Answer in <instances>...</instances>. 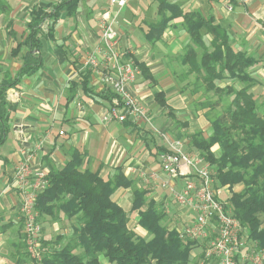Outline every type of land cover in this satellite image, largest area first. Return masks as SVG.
<instances>
[{
	"label": "crops",
	"instance_id": "1",
	"mask_svg": "<svg viewBox=\"0 0 264 264\" xmlns=\"http://www.w3.org/2000/svg\"><path fill=\"white\" fill-rule=\"evenodd\" d=\"M60 1L0 0V82L13 80L27 59L30 49L23 42L29 34L32 10L43 8L50 12ZM167 1L183 12H197L224 29L232 51L253 60L245 71L247 80L223 78L215 80L214 85L234 89L248 85L258 112L263 113L264 0ZM107 7L108 0H81L73 15L67 14L66 7L61 8L51 38L44 36L51 19L44 20L39 47L33 52L40 57L41 66L34 73L22 75L16 86L7 91V100L15 103L16 109L10 120L11 129L0 146V264H27L21 198L13 180L14 171L26 154L33 168L47 173L63 168L73 151L81 158L80 171L97 172L104 180L122 172L131 185L116 189L111 199L126 212L128 228L145 239L151 235L139 225L138 210L132 209L137 189L145 190V198L160 205L164 213L162 224L177 234L194 217L190 209L180 208L172 196L183 186L184 177H166L160 170L159 153L169 142L178 140L184 152L201 156L190 136L198 131L204 137L209 135V107L202 105L206 85L202 74L191 70L188 53L194 51L199 56L205 50L211 51L213 36L201 27L202 45H195L178 17L169 22L159 39L150 41L146 33L158 19V0H129L118 17V45L127 58L147 70L145 75L140 69L128 86L129 92L142 102L147 119L134 122L128 117L119 122L114 117L107 118L115 94L101 78V67H83L85 57L97 46L98 24ZM84 78L88 93L82 87ZM158 92L164 96V105L155 97ZM111 94L108 100L105 96ZM209 95L217 99L213 92L209 91ZM178 126L183 127L182 131ZM210 150L215 156L220 155L218 144ZM239 185L217 187L221 197L226 198L231 191H240ZM38 221L44 243L59 237L64 245L80 225L77 215L68 218L56 207L52 215L39 214ZM195 245L190 250V260L195 257Z\"/></svg>",
	"mask_w": 264,
	"mask_h": 264
},
{
	"label": "trees",
	"instance_id": "2",
	"mask_svg": "<svg viewBox=\"0 0 264 264\" xmlns=\"http://www.w3.org/2000/svg\"><path fill=\"white\" fill-rule=\"evenodd\" d=\"M79 1L61 0L50 12L43 8L32 10L29 34L23 42L30 49L27 59L13 80L0 82V146L11 129L10 120L16 109V104L7 100V91L16 86L22 75L34 73L41 66L40 57L33 53L39 47L41 23L51 19V26L44 34L51 38L60 9L66 7L67 14L73 15ZM157 14L158 19L150 24L146 33L150 41L159 39L169 22L178 17L182 18L195 45H202L201 27L213 36L211 51L205 50L199 56L192 50L188 53L191 70L203 75L205 93L208 95L211 91L217 98L213 102L206 96L202 103L203 107H209L206 112L211 125L209 135L204 137L200 131L195 132L190 136V142L211 168H215V187L227 185L232 188L243 184L240 191L230 192L228 203L233 215L246 226L249 238L264 248V112H258L248 85L239 89L214 85L215 80L223 78L247 80L245 71L253 60L232 51L225 30L197 12H183L167 0H158ZM135 63L147 75L146 68L138 61ZM86 82L84 78L82 87L88 93ZM112 96L105 97L110 100ZM155 97L164 105L162 92L155 93ZM223 99L227 102L216 109L215 104ZM214 144L220 148L219 156L210 150ZM80 162L79 153L73 151L71 160L63 168L47 173L48 186L37 196L38 215H52L56 207L68 218L77 215L80 223L75 232L76 243L45 251L40 264H101L99 254L111 264H198L190 261V250L195 241L181 239L175 230L162 224L163 210L159 204L145 198V190L134 191L132 209L138 210V223L151 235L148 239L128 228L126 212L111 199L116 189L130 186L131 180L120 171L104 180L97 172L80 171ZM76 247L81 249L80 252L74 251Z\"/></svg>",
	"mask_w": 264,
	"mask_h": 264
},
{
	"label": "built area",
	"instance_id": "3",
	"mask_svg": "<svg viewBox=\"0 0 264 264\" xmlns=\"http://www.w3.org/2000/svg\"><path fill=\"white\" fill-rule=\"evenodd\" d=\"M127 2L108 0L115 11L103 12L98 24L100 36L97 46L85 57L83 67L100 66L101 78L109 83L115 94L107 118L114 117L121 122L129 117L136 122L147 119L142 102L128 90L140 74V68L132 58H124L118 46L119 12ZM25 156L17 165L13 180L21 198L19 210L25 251L30 264H40L43 257L41 226L35 205L38 194L48 186L47 171L33 168L29 155ZM159 161L160 170L166 177H184L183 186L173 191L172 196L180 208L190 209L194 217L179 232L181 239L206 240L203 255L214 264H264V248L249 238L246 226L233 215L227 199L221 197L207 161L197 154L184 152L179 141L169 143L159 153Z\"/></svg>",
	"mask_w": 264,
	"mask_h": 264
},
{
	"label": "rangeland",
	"instance_id": "4",
	"mask_svg": "<svg viewBox=\"0 0 264 264\" xmlns=\"http://www.w3.org/2000/svg\"><path fill=\"white\" fill-rule=\"evenodd\" d=\"M129 1V0H128ZM128 3V2H127ZM126 6V5H125ZM124 6V7H125ZM106 10H109V11H111L112 13L115 11V9H114V7H111V6H109V4H108V7H107V9ZM121 11V10H120ZM111 13V14H112ZM119 14H120V12H119ZM118 44H119V37H118ZM119 46V45H118ZM119 49L123 52V57L124 58H127L126 56V54H125V52L121 49V47H119ZM204 94V93H203ZM206 96H208L209 98H213V99H211L213 102H216L215 101V99H214V96H212V95H207V94H205V97ZM202 98H203V100L205 101V99H204V95H202ZM223 98V97H222ZM227 99H223L222 100V102L219 104V102L220 101H218V103H216L215 104V108L217 109V108H222V104L223 103H225V102H227L226 101ZM147 117V116H146ZM178 128H179V130H181L182 131V128L183 127H181V126H178ZM156 133V135H159V133H157V132H155ZM160 136V135H159ZM182 139L183 140H185L184 138H181V141H182ZM173 140V139H172ZM176 141H178V140H174L173 142H176ZM172 142V141H171ZM171 142H169V143H171ZM182 143V142H181ZM218 152V151H217ZM190 155H193L190 151L188 152ZM218 154V153H217ZM215 168L214 167H212V173H213V175H214V172H215V170H214ZM214 183H215V180H214ZM243 188V184L242 183H240V185H239V187H238V189L237 190H241ZM230 196V195H229ZM226 199H227V201H228V197H226ZM172 202V201H171ZM173 203V202H172ZM176 203V202H175ZM173 205L175 206L176 204H174L173 203ZM229 206H230V204H229ZM72 224H74L73 222H72ZM22 231H23V224H22ZM41 232H42V230H41ZM23 234V233H22ZM137 234V233H136ZM74 236V237H73ZM69 237V238H68ZM67 238V240H66V242L67 243H70V244H72V245H74L75 243H76V234L75 235H73V234H70L69 236H68ZM40 239H41V242H43V239H42V233H41V235H40ZM53 240V241H52ZM51 241H49V242H47V243H42L43 245H44V247L42 246V248H44V249H42V253H43V255H44V253H45V251H47V250H50L51 248H58V246H62V245H64V241H60L61 240V238H56L55 240L54 239H52ZM252 240V239H251ZM254 241V240H253ZM256 242V241H255ZM195 247H194V252H195V257H191V262H194V261H196V262H198V264H214V263H212V262H209V260H206L205 258H204V255H203V252L202 251H204V248H205V245H206V240H197V241H195ZM256 244H257V246H259L258 245V243L256 242ZM54 246H56V247H54ZM25 247V246H24ZM260 247V246H259ZM80 248L79 247H76L75 248V252H80ZM26 257H27V261H26V263L27 264H30V258L28 257V254H26ZM98 258H99V260H100V263L101 264H111V263H109L108 261H107V259L104 257V255L103 254H99V256H98Z\"/></svg>",
	"mask_w": 264,
	"mask_h": 264
},
{
	"label": "water",
	"instance_id": "5",
	"mask_svg": "<svg viewBox=\"0 0 264 264\" xmlns=\"http://www.w3.org/2000/svg\"><path fill=\"white\" fill-rule=\"evenodd\" d=\"M37 51V50H36Z\"/></svg>",
	"mask_w": 264,
	"mask_h": 264
}]
</instances>
